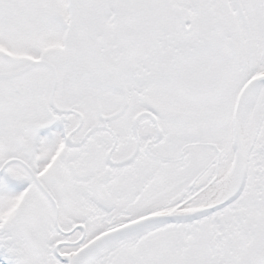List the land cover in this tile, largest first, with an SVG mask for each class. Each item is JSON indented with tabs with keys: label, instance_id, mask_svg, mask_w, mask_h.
Wrapping results in <instances>:
<instances>
[{
	"label": "snow or ice",
	"instance_id": "snow-or-ice-1",
	"mask_svg": "<svg viewBox=\"0 0 264 264\" xmlns=\"http://www.w3.org/2000/svg\"><path fill=\"white\" fill-rule=\"evenodd\" d=\"M0 264H264V0H0Z\"/></svg>",
	"mask_w": 264,
	"mask_h": 264
},
{
	"label": "flooded vegetation",
	"instance_id": "flooded-vegetation-1",
	"mask_svg": "<svg viewBox=\"0 0 264 264\" xmlns=\"http://www.w3.org/2000/svg\"><path fill=\"white\" fill-rule=\"evenodd\" d=\"M53 127H58L61 130V132L63 131V123L62 122H57V124L53 125Z\"/></svg>",
	"mask_w": 264,
	"mask_h": 264
}]
</instances>
